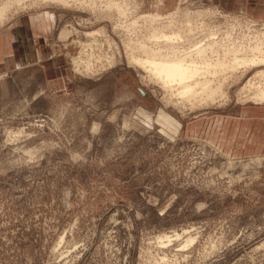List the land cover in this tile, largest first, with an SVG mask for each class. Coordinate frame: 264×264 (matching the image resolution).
<instances>
[{"label":"rangeland","instance_id":"obj_1","mask_svg":"<svg viewBox=\"0 0 264 264\" xmlns=\"http://www.w3.org/2000/svg\"><path fill=\"white\" fill-rule=\"evenodd\" d=\"M9 1L0 32L44 13L54 58L0 73V264H264V66L225 69L264 21L211 0ZM142 46L211 65L181 95Z\"/></svg>","mask_w":264,"mask_h":264},{"label":"bare ground","instance_id":"obj_2","mask_svg":"<svg viewBox=\"0 0 264 264\" xmlns=\"http://www.w3.org/2000/svg\"><path fill=\"white\" fill-rule=\"evenodd\" d=\"M7 1H9V0H7ZM19 1H17V3ZM69 1L70 0H51V1L43 0V2H56V3L61 2V3H65V5H71L73 1L70 2L71 4L69 3ZM75 1L82 3V5H83V0H81V2L79 0H75ZM91 1L92 2H89V5L88 4H86V5L90 6L93 9H100L101 11H104V10L116 8L117 13L118 12H119V14L120 13H124V14L126 13V10L124 7L125 6V0H120L118 2H114V0H105V2H103V3H101L99 1V4H97L95 0L94 1L91 0ZM14 2H13V4H14ZM76 2L75 3L73 2V3L76 4ZM84 3H86V2L84 1ZM11 5H12V1H11L10 6ZM77 5L79 6V4H77ZM8 6H9L8 4L4 3V5H3L2 9H0V11L4 12V9ZM0 16H2V15L0 14ZM146 16H147L146 14L142 15V17L144 18V21L146 19ZM119 25L125 29L128 24H125L122 22ZM68 33H69V31H66V32L62 33L61 36L62 37L66 36ZM262 36H264V32H263ZM153 39L159 40V41H161L163 39L168 40V41H177V40H182L183 37H182V34H180L179 32H177V34H167L164 32V33H162V35L161 34L157 35ZM263 40H264V38H263ZM260 41L262 42V40H260ZM261 42H260V44L254 45V47L250 46L243 53H240L239 55L234 56V58L230 61V63L227 64V67H225V69L226 68L227 69H229V68L234 69L236 67L243 66V65H245V66H251V65L264 66V43L261 44ZM196 47L198 48V50L203 51L199 48L200 47L199 45ZM142 48H143V50H145V54H148V56L142 57V56H137L134 54L131 59L135 63L140 65L143 69H145L148 73H150V75H152V77H155L160 82H162V84H165L166 86H169L170 88H173L172 86L175 84L176 85L181 84L177 89L181 95H185V96L186 95H189V96L193 95L196 92V90H194L196 85H192V84H189L186 82L189 81L190 79H192L194 76H196L200 71H202L203 68L210 67V65H211V63H207L204 58L199 59V60L193 59L190 63H186V60L184 57L177 56L178 51H176V49H175V52L173 51V53L167 54L164 52L162 53V49L159 48V46L156 49H152L150 46H146V47L142 46ZM169 48H172V46H170ZM237 52H239V51H237ZM248 52L250 54L252 53V55L248 56L249 55ZM241 54H243V55H241ZM205 63H207V64H205ZM221 63H223V62L222 61L216 62V64H219V65ZM225 64L226 63L224 62V65ZM234 70H236V69H234ZM218 76H220V75H217V77ZM254 76L256 78L258 77L257 79L262 80L264 77V70H259L256 74H254ZM256 88H258V89H256L258 91H256L257 93L255 92L256 96H254L253 99L259 100V102L260 101L264 102V86L261 85L260 87H256ZM191 92H193V94H191ZM197 93H198V91H197ZM255 93H253V94H255ZM210 96L213 97V95H211V94H210ZM194 239H195V237H193L191 239V241H194ZM168 240H170V237Z\"/></svg>","mask_w":264,"mask_h":264},{"label":"crops","instance_id":"obj_3","mask_svg":"<svg viewBox=\"0 0 264 264\" xmlns=\"http://www.w3.org/2000/svg\"><path fill=\"white\" fill-rule=\"evenodd\" d=\"M218 7L242 11L264 21V0H211ZM44 13H34L11 20L0 32V73L19 66H33L40 58H54L52 24L43 19ZM46 17V16H45ZM54 27V26H53Z\"/></svg>","mask_w":264,"mask_h":264}]
</instances>
